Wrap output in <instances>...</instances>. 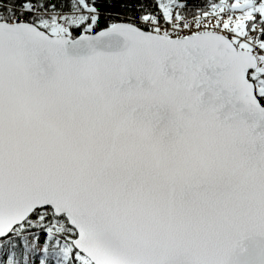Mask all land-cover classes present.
<instances>
[{
	"label": "snow or ice",
	"instance_id": "1",
	"mask_svg": "<svg viewBox=\"0 0 264 264\" xmlns=\"http://www.w3.org/2000/svg\"><path fill=\"white\" fill-rule=\"evenodd\" d=\"M0 264H264V0H0Z\"/></svg>",
	"mask_w": 264,
	"mask_h": 264
}]
</instances>
